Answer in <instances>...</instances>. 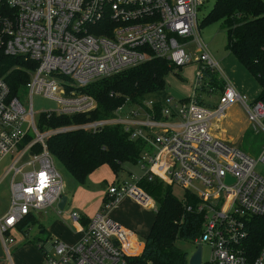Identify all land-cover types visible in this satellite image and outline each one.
Segmentation results:
<instances>
[{
  "label": "built area",
  "instance_id": "built-area-1",
  "mask_svg": "<svg viewBox=\"0 0 264 264\" xmlns=\"http://www.w3.org/2000/svg\"><path fill=\"white\" fill-rule=\"evenodd\" d=\"M206 1L0 0V57L34 63L18 94L0 73V160L16 154L9 167L10 204L0 217V244L9 264L15 242L10 230L23 226L27 233L31 223L23 224L24 220L57 204L63 194V179L47 146L48 138L60 129H41L40 114H88L97 101L81 88L153 58L165 59L174 68L198 62L192 95L179 100L167 95L160 117L155 100L147 99L118 106L111 117L71 127L97 131L120 125L129 139L143 140L148 149L138 160L142 176H134L132 183L109 184L107 200L79 239L73 244L51 239L43 264H143L135 260L143 251L135 233L109 215L124 196L155 209L154 199L139 186L142 180L175 183L198 197L201 232L189 241L195 249L201 244L200 264H263L264 245L258 256L247 254L245 221L264 214V144L256 157L251 156L230 140L213 136L210 122H219L239 101L249 124L264 133V102H247L202 40L198 11ZM187 46L193 47L194 60ZM205 69L213 73L218 88L204 77ZM220 86L213 109L199 101L200 88L211 93ZM21 94L28 98L22 100ZM34 95L54 100L56 107L36 112ZM26 167L30 170L24 171ZM71 218L77 224L81 216L73 212ZM204 246L209 249L207 259Z\"/></svg>",
  "mask_w": 264,
  "mask_h": 264
},
{
  "label": "trees",
  "instance_id": "trees-1",
  "mask_svg": "<svg viewBox=\"0 0 264 264\" xmlns=\"http://www.w3.org/2000/svg\"><path fill=\"white\" fill-rule=\"evenodd\" d=\"M219 20H222L226 28V48L257 81L260 92L255 100L264 102V1L215 0L212 8L202 18L201 25ZM33 66V62L22 57L1 55L0 73L13 94L22 91V85L29 79L28 71ZM173 69L167 60L153 58L99 77L81 88V91L90 94L97 101L96 109L88 114H40L38 122L41 129H60L47 140L50 153L81 184L85 183L89 173L102 164H107L117 177L123 171V164L138 163L140 153L148 149V146L141 139H129L120 125L105 126L97 131L71 127L111 117L118 106L125 103L142 104L147 99L155 100L157 117H160L161 102L167 96L165 76ZM204 77L212 81L213 87H217L213 73L205 69ZM201 89L205 90L204 87ZM219 89L221 91V86ZM143 181V186H150L152 191L163 184L160 181L141 182ZM184 192L186 201L183 202L172 197L167 190L161 192L153 223L144 237L142 254L135 259L137 262L149 260L152 264L186 263V254L175 245V241H189L198 236L203 217L196 210L198 197L191 192ZM106 200L107 196L104 197V201ZM187 205H190V210L186 209ZM33 221L35 217L29 215L23 224ZM245 228L247 254L256 257L264 245V214L247 219Z\"/></svg>",
  "mask_w": 264,
  "mask_h": 264
},
{
  "label": "rangeland",
  "instance_id": "rangeland-1",
  "mask_svg": "<svg viewBox=\"0 0 264 264\" xmlns=\"http://www.w3.org/2000/svg\"><path fill=\"white\" fill-rule=\"evenodd\" d=\"M264 1V0H263ZM215 0L206 1L198 11V18H203L209 10L212 8ZM200 34L202 40L206 43L208 49L211 54L216 58H221L225 52H228L226 48L227 44V36H226V28L224 27L222 20L201 25L200 24ZM187 52H190L192 56V60L195 59L196 54H194V50L192 46L185 47ZM198 62L194 61L189 64L182 66L181 68H174L173 71H170L165 76V87L167 95H169L174 100H179L183 98H187L193 93V84L195 81V72L198 69ZM220 82V81H218ZM200 97L199 100L202 104L209 108H214L217 104L220 91L217 89L212 91L211 93L208 90H202L201 88L197 93ZM259 95V94H258ZM252 97H247V101H252ZM20 98L25 100L28 98V94H21ZM251 99V100H250ZM33 108L36 112L53 110L56 107V102L52 99H48L42 97L40 95H34L32 97ZM133 107V106H132ZM130 109L129 106H124V110L127 111ZM225 117L221 118L220 122L213 120L210 122V131L215 134L219 138L224 140L231 139L230 141L234 146L239 148L241 151L250 154L251 156L256 157L264 144V133L262 130L256 131L246 119V112L242 104L237 101L234 102L226 111ZM264 121V120H263ZM143 152L140 153V157ZM16 154H8L4 156L0 160V217H2L8 206L10 204V183L12 178V171H9V167L12 164L13 158ZM54 165L56 170L60 173L64 187L70 189L76 184H80L77 180L67 171L65 166L56 158H54ZM30 170V167L24 168V171ZM122 170L116 177H112V174L107 169L101 168L99 171H96L95 180L106 178L109 181L114 179V182L119 181H127L129 183L134 182L133 177H141L142 170L139 164L127 162L123 164ZM114 174V173H113ZM100 180V181H101ZM117 183V182H116ZM89 184L91 186V190L93 192H88L84 195L82 202L85 203L84 206L89 207L90 212L89 216H93L95 213L93 209H96L98 205V196L101 195L100 192H97L99 186L96 184L86 183L83 184L85 188ZM143 184L145 182H141L139 186L151 197H153L155 202V209H147L142 205H134L133 211L130 208L129 213L130 217L134 218V221L142 220L143 226H136L133 229L134 232L137 233V240L141 241L145 237L146 231L149 229L150 220L155 217V211L159 206V196H161V192L163 190H167L172 197L177 199L180 202L184 200V189L175 183H164L161 187H158L151 190L150 186L144 187ZM69 197H71L72 192L68 190ZM75 207L69 208L67 205L64 209L58 211L55 208V205L52 208H47L42 210L40 213L34 214L35 221H33L28 229L26 237L24 238V243L20 244L16 251L13 248L10 249L12 255L11 260L14 264H42L44 260V249L47 251L51 250V239L57 237L60 241L66 244H73L79 239V234H77V228H74L71 214L73 212H82L78 203L75 202ZM97 210V209H96ZM112 209L110 210V212ZM127 212V211H126ZM87 213V214H88ZM132 218V219H133ZM136 225V224H134ZM15 233V232H13ZM12 233V235H13ZM16 234V233H15ZM14 234V235H15ZM51 235V236H49ZM18 239H20V235H17ZM37 241V243H36ZM175 245L186 254L188 258L191 253L195 249V245L190 241L184 239H177L175 241ZM30 246V247H29ZM38 246H41L40 249ZM144 248V247H143ZM261 248V247H260ZM262 249V248H261ZM260 250V249H259ZM258 250V251H259ZM261 252V250H260ZM209 253V249L207 246L203 247V258L207 259ZM0 262L4 264H9V261L6 258L4 251L0 245ZM147 261H143L145 264ZM264 264V257H263Z\"/></svg>",
  "mask_w": 264,
  "mask_h": 264
},
{
  "label": "crops",
  "instance_id": "crops-1",
  "mask_svg": "<svg viewBox=\"0 0 264 264\" xmlns=\"http://www.w3.org/2000/svg\"><path fill=\"white\" fill-rule=\"evenodd\" d=\"M215 60L219 63V65H220L221 69L223 70V72L232 81V83L234 84L235 88L238 90V92L242 96H244L245 98H246V96L247 97L256 96L255 98H253V100H255L258 97V94L260 92V87H259L257 81L253 78V76L248 72V70L237 60V58L230 51L225 52V54L221 58H218V59L215 58ZM219 84H220V82H219ZM247 102H251V101H247ZM225 114H224V117H225ZM220 121H221V119H220ZM212 135L217 137V138H219L218 136H216L213 133H212ZM220 139H222V138H220ZM228 140H231V139L229 138ZM101 168H103V169H107L108 168V170L112 174V177L114 178L116 176L115 173L113 174V171L111 170V168L107 164L100 165L99 167H97L91 173H89L87 175V178H86V181H85L86 183L93 182V184H95V185L97 184L98 186H99V183H100V186H101V188L99 187V189L97 190V192L101 193V195L98 196V198H99L98 199V205L100 203L101 204L96 208L97 210L93 209L94 213L99 211L100 207L103 204L104 197L106 198V196H107L106 195L107 186L114 182V179L112 181H109L106 178H103L102 180L101 179L95 180V174L94 173L96 171H99ZM82 185L83 184H81V183L80 184H76L75 186L71 187L70 189H67L68 187L65 188L64 187V183H63V194H66V196H67L66 205L69 208L75 207L74 206V205H76L74 203V200H75V202L78 203L79 207L82 210V212H77L81 216V219H80L79 223H77V224L73 223V225H72L74 228H77V230H78L77 234H79V237L81 236L82 228L86 225L87 221L92 217V216H89V213H88V212H90L89 210H91V209H88L89 207L84 206L85 203L82 202V199H83L84 195L87 194L89 191L90 192H93V191L88 190V189H91V186L89 187V184H87L88 188H85ZM68 190L72 192L71 197H69ZM9 191H10V189H9ZM58 203L55 204V208L58 211H60L61 209H59ZM137 203L138 202L135 201L132 197L124 196L115 207L111 208L112 211L111 212L109 211V215L114 220L119 222L122 226H124L125 228L130 229L131 231H133V229H131V228H134L136 226L140 227V229H141L142 226H143L142 221H144L145 218L142 219V220L141 219L140 220L136 219V222H135L134 218L130 217V213H129V211H130L129 209L131 208L132 211H133V207ZM66 205H65V207H66ZM137 205H139V203ZM143 207H146V206H143ZM49 208H52V207H49ZM146 208L147 209H151L149 207H146ZM152 223H153V219L150 220V224H149L148 228L151 227ZM134 224H136V225H134ZM148 230L146 231V233L148 232ZM13 232H15L16 234L13 233ZM12 233H13V235H12ZM134 233H135V239L137 240V233L136 232H134ZM146 233H144V234H146ZM10 234L13 236V238L15 240V242L12 244V248H13L14 251H16L18 246L20 244L24 243V238L26 237L27 233L25 232L23 226L22 227L16 226V227H14V228H12L10 230ZM17 235H20V239H18ZM49 236H51V235H49ZM55 238H57V237H55ZM137 241L140 242L142 247H144V238L141 241H139V240H137ZM0 264H4V263L0 262ZM42 264H43V261H42Z\"/></svg>",
  "mask_w": 264,
  "mask_h": 264
},
{
  "label": "water",
  "instance_id": "water-1",
  "mask_svg": "<svg viewBox=\"0 0 264 264\" xmlns=\"http://www.w3.org/2000/svg\"><path fill=\"white\" fill-rule=\"evenodd\" d=\"M226 178L228 181L230 180L228 177ZM66 202H67V196L66 194H62L60 201L58 203L59 209L61 210L64 209ZM201 250H202L201 244H198L196 246L195 251L189 256L188 264H200L201 263Z\"/></svg>",
  "mask_w": 264,
  "mask_h": 264
}]
</instances>
